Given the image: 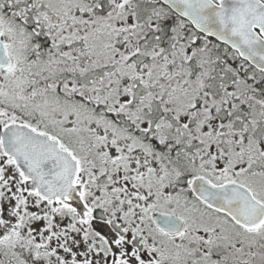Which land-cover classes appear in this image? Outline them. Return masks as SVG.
I'll list each match as a JSON object with an SVG mask.
<instances>
[{
	"label": "snow or ice",
	"instance_id": "6c2138e0",
	"mask_svg": "<svg viewBox=\"0 0 264 264\" xmlns=\"http://www.w3.org/2000/svg\"><path fill=\"white\" fill-rule=\"evenodd\" d=\"M0 264H264V0H0Z\"/></svg>",
	"mask_w": 264,
	"mask_h": 264
}]
</instances>
